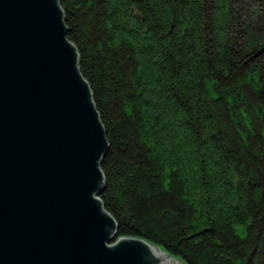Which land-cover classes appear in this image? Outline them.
Segmentation results:
<instances>
[{"label": "trees", "instance_id": "1", "mask_svg": "<svg viewBox=\"0 0 264 264\" xmlns=\"http://www.w3.org/2000/svg\"><path fill=\"white\" fill-rule=\"evenodd\" d=\"M108 148L119 238L264 264V0H58Z\"/></svg>", "mask_w": 264, "mask_h": 264}, {"label": "water", "instance_id": "2", "mask_svg": "<svg viewBox=\"0 0 264 264\" xmlns=\"http://www.w3.org/2000/svg\"><path fill=\"white\" fill-rule=\"evenodd\" d=\"M107 148L58 0H0V264H181L110 244Z\"/></svg>", "mask_w": 264, "mask_h": 264}]
</instances>
